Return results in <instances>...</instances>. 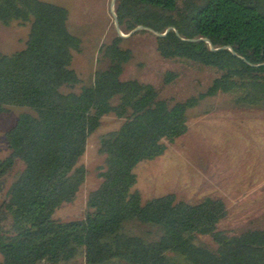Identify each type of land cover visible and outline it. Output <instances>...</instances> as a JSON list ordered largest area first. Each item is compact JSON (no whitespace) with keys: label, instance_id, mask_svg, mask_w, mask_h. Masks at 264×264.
<instances>
[{"label":"trees","instance_id":"obj_1","mask_svg":"<svg viewBox=\"0 0 264 264\" xmlns=\"http://www.w3.org/2000/svg\"><path fill=\"white\" fill-rule=\"evenodd\" d=\"M115 9L124 33L174 27L165 36L136 33L153 35L162 58L209 68L214 77L196 96L164 99L151 83L122 79L133 52L116 34L99 47L107 64L93 83L70 90L81 82L71 68L81 40L68 29V9L0 0L1 23L30 24L24 49L0 51V117L11 107L27 109L6 131L10 153L0 159V264H264V229L221 231L228 215L222 199H144L135 188V168L188 132L189 110L202 100L223 94L236 107L264 110V0H117ZM201 37L231 49L188 40ZM176 77L167 72L164 81ZM110 114L122 122L99 138L105 164L86 214L56 218L85 182L79 160ZM199 236L218 248L197 243Z\"/></svg>","mask_w":264,"mask_h":264},{"label":"rangeland","instance_id":"obj_2","mask_svg":"<svg viewBox=\"0 0 264 264\" xmlns=\"http://www.w3.org/2000/svg\"><path fill=\"white\" fill-rule=\"evenodd\" d=\"M64 6L69 11L68 29L81 40L80 51H74L71 68L81 82L70 90L79 91L94 81L95 72L105 68L100 62L99 47L117 34L111 11L112 0H43ZM30 24L0 22V51L12 54L26 46ZM123 48L133 52L125 65L122 79H138L158 87L160 96L173 102L196 96L210 84L214 72L198 65L162 58L156 51L155 37L135 33L124 38ZM167 72L177 77L164 81ZM67 86L62 91H70ZM26 108L11 107L0 117V159L9 155L5 133ZM189 130L168 143L164 154L141 162L135 173V188L144 199L175 193L178 198L199 201L211 196L222 199L228 215L219 229L238 235L248 229H264V110L236 107L232 98L220 94L208 97L189 110ZM122 120L110 114L102 119L89 139L79 165L88 173L72 203L60 207L55 217L75 219L87 212V197L100 182L105 155L99 153L102 134L119 127ZM196 242L216 250L210 236H199Z\"/></svg>","mask_w":264,"mask_h":264},{"label":"water","instance_id":"obj_3","mask_svg":"<svg viewBox=\"0 0 264 264\" xmlns=\"http://www.w3.org/2000/svg\"><path fill=\"white\" fill-rule=\"evenodd\" d=\"M116 2H117V0H112V2H111V11H112V15H113V19H114V25H115L117 34L120 37H123V38L130 37L131 35H133L134 33L138 32L140 30H148L150 32H153L156 36H165L171 29H174V27L170 26V27L167 28V30L165 32H159V31H155L151 27H147V26H144V25H138L136 28L131 30L129 33H124L123 30L121 29L120 22H119V19H118V15L116 13V9H115L116 8ZM176 32L179 35V32L177 30H176ZM188 40H190V41L204 40V41H206V42H208L210 44V47H211L212 50H218V49H224V48H230L231 49V47H229V46H222L220 48H216L212 44L210 39L204 38V37L191 38V39H188ZM234 54H236V53L234 52Z\"/></svg>","mask_w":264,"mask_h":264}]
</instances>
